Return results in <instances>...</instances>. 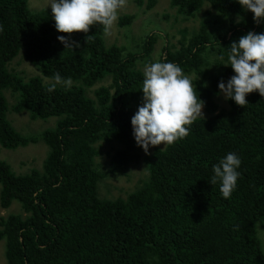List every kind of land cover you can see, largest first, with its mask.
<instances>
[{"label": "trees", "instance_id": "trees-1", "mask_svg": "<svg viewBox=\"0 0 264 264\" xmlns=\"http://www.w3.org/2000/svg\"><path fill=\"white\" fill-rule=\"evenodd\" d=\"M156 3L147 0V8ZM206 4L211 10L201 27L182 31L180 47H166L159 61L191 77L207 115L186 137L146 154L131 119L143 102L141 66L151 62L157 38L147 35L133 51L107 45L104 26L96 24L87 34H71L79 47L68 49L57 37L69 34L57 32L51 10L0 0V145L13 150L43 142L49 149L42 168L27 174L0 160V205L18 202L23 212L0 219L7 264H264L258 231L264 223V97L254 92L243 107L228 100L221 108L218 96L219 82L234 75L227 48L250 31L264 32V24L236 0H171L185 18H196ZM134 18L124 15L119 26ZM21 53L42 76L25 80L9 70ZM6 89L15 96L14 112L57 118L55 127L18 132L7 118ZM113 140L122 147L105 172L97 159L102 142ZM230 151L241 158V176L225 199L210 178ZM138 162L147 175L127 198L100 196L106 179Z\"/></svg>", "mask_w": 264, "mask_h": 264}, {"label": "clouds", "instance_id": "clouds-1", "mask_svg": "<svg viewBox=\"0 0 264 264\" xmlns=\"http://www.w3.org/2000/svg\"><path fill=\"white\" fill-rule=\"evenodd\" d=\"M126 0H50L52 19L60 35L57 39L71 49L79 47L70 40L71 34L85 33L96 24L104 26L108 33L118 20L119 10ZM246 11L253 14L257 24H264V0H236ZM241 19L238 17V20ZM87 39L89 36L86 37ZM228 49L227 65L234 75L227 82L218 84V96L234 101L243 107L247 96L258 92L264 97V32L250 31L234 40ZM71 78L64 79L71 86ZM207 87V84L204 85ZM192 79L183 69L172 62H149L143 69V102L131 119L133 137L138 147L147 154L150 147L161 144L164 148L189 134L192 123L204 117L206 102L197 95ZM241 158L228 152L212 167L210 184L219 182L223 198L228 199L238 186L241 176Z\"/></svg>", "mask_w": 264, "mask_h": 264}, {"label": "rangeland", "instance_id": "rangeland-1", "mask_svg": "<svg viewBox=\"0 0 264 264\" xmlns=\"http://www.w3.org/2000/svg\"><path fill=\"white\" fill-rule=\"evenodd\" d=\"M143 2L144 4H140L138 0H126L124 7L119 10L118 20L110 31L105 34V40L107 45L118 44L130 50L139 51L142 39L149 34L154 35L157 41L154 44L151 56L148 57L151 62L160 60L165 54L164 49L168 46L178 49L180 47V40L182 39V31L186 29L190 32L198 30L206 16L204 12L211 10V7L206 4L196 18H185L176 9L172 8L171 0H157L154 8L150 10L147 8V0H143ZM29 6L34 11L51 10L49 7L50 0H29ZM124 15H133L135 17L132 24L126 28L119 26V19ZM146 64L144 63L141 66L142 70ZM9 70L23 77L25 80L35 76H42L40 71L24 58L23 53L9 64ZM49 81L46 79V82ZM110 83V79L104 82L105 85H109ZM4 96L9 105L7 118L18 132L28 136L55 127L57 118L32 120L28 112H14L13 105L16 99L10 89L4 91ZM227 101L221 96L219 99L220 107L227 108ZM203 111L205 117L207 113L205 109ZM121 147L122 145L115 140L108 143L102 142L101 148L103 153L97 159V163H99L101 169L105 172L111 169V156L116 149H120ZM157 147H164V145L161 144ZM155 148L150 147L149 151L151 152ZM48 151L47 145L43 142L13 150L5 149L0 145V160L9 163L13 171L17 174H27L33 169L42 168ZM145 175H147V170L144 163H133L124 172L106 179L100 186V196L106 199H125L136 189L140 181L145 178ZM22 213L21 206L18 202L14 203L8 209H4L0 205V219L10 214ZM263 226L264 223L260 221L258 223V231L264 245ZM0 264H7L4 241H0Z\"/></svg>", "mask_w": 264, "mask_h": 264}]
</instances>
